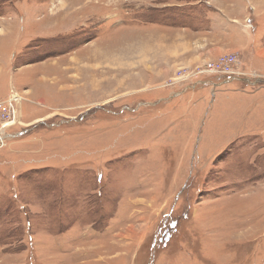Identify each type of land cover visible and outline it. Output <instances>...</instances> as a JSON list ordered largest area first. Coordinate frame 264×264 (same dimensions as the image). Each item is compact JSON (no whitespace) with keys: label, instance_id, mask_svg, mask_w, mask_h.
I'll use <instances>...</instances> for the list:
<instances>
[{"label":"rangeland","instance_id":"obj_1","mask_svg":"<svg viewBox=\"0 0 264 264\" xmlns=\"http://www.w3.org/2000/svg\"><path fill=\"white\" fill-rule=\"evenodd\" d=\"M217 1L0 0V264H264V83L200 55Z\"/></svg>","mask_w":264,"mask_h":264},{"label":"crops","instance_id":"obj_2","mask_svg":"<svg viewBox=\"0 0 264 264\" xmlns=\"http://www.w3.org/2000/svg\"><path fill=\"white\" fill-rule=\"evenodd\" d=\"M239 2L240 3L226 0H218L217 2H214L213 6L217 7L218 10L210 11V15L212 16V28L198 32L200 36L197 40L199 41L198 46H202L199 47L203 50L200 54L202 56H216L224 52L232 51L235 48L233 49L229 44L230 41H241V46L243 44L247 50L241 55V58L242 61H245V59L248 60L249 75H252L245 78L244 83L247 85V88H252L250 86H253L256 83H264V43H261L264 33V28L262 26L264 24V0H247L246 3H244V1ZM206 11L208 12V10ZM0 24L3 25V27L7 26L5 22L0 21ZM9 27V33H13L12 26ZM0 30H2V32H0V37H2L3 34L6 33L5 27ZM251 30L255 32L257 31V33H252L253 31L251 32ZM222 41H227V43ZM1 54L2 51L0 50V56ZM9 62L10 64L8 67L5 65L4 61L2 65H0V70L4 71V73L10 71L12 61L10 60ZM15 77L16 76L12 74V79H15ZM41 77H44V75H41ZM220 78L221 80L219 82L222 86H230L236 82V79L232 77L222 76ZM39 81L42 82V78H40ZM210 83V81L205 82L206 85H209ZM20 89H24V91L28 93L31 92L30 96L34 95L35 98L44 97L38 94L36 87H31L30 85L26 86L25 83L20 86ZM214 97L216 96L214 95ZM255 100H260L262 106L261 108L256 107L254 110L260 111L263 115L261 116V119L264 121V96L259 95ZM10 135L11 134H8V136Z\"/></svg>","mask_w":264,"mask_h":264},{"label":"built area","instance_id":"obj_3","mask_svg":"<svg viewBox=\"0 0 264 264\" xmlns=\"http://www.w3.org/2000/svg\"><path fill=\"white\" fill-rule=\"evenodd\" d=\"M235 59H229V58H223V62H225V63H228V62H233ZM222 61V60H221ZM210 69H214V67H210ZM225 77H232V78H236V75L235 74H233V73H231L230 71H228V73L226 74V75H224ZM17 96H19V95H17ZM19 100H22V97H17V100H15L14 98H13V100L11 99V102H13V103H15V104H18L20 101ZM10 102H8V104H9ZM3 104H2V102H0V107L2 106ZM5 137H6V135L5 136H0V141L1 140H4L5 139Z\"/></svg>","mask_w":264,"mask_h":264},{"label":"bare ground","instance_id":"obj_4","mask_svg":"<svg viewBox=\"0 0 264 264\" xmlns=\"http://www.w3.org/2000/svg\"><path fill=\"white\" fill-rule=\"evenodd\" d=\"M55 14H56V13H55ZM55 14H54V15H55ZM17 97H19V96L15 95V98H14V99L17 100ZM19 101H21V100H19Z\"/></svg>","mask_w":264,"mask_h":264},{"label":"snow or ice","instance_id":"obj_5","mask_svg":"<svg viewBox=\"0 0 264 264\" xmlns=\"http://www.w3.org/2000/svg\"><path fill=\"white\" fill-rule=\"evenodd\" d=\"M104 21H102L101 23H103Z\"/></svg>","mask_w":264,"mask_h":264}]
</instances>
